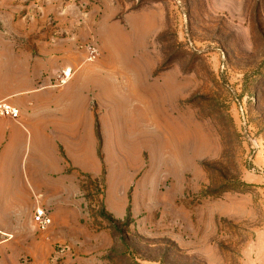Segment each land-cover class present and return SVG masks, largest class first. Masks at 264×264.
I'll use <instances>...</instances> for the list:
<instances>
[{
	"label": "rangeland",
	"instance_id": "374dc122",
	"mask_svg": "<svg viewBox=\"0 0 264 264\" xmlns=\"http://www.w3.org/2000/svg\"><path fill=\"white\" fill-rule=\"evenodd\" d=\"M11 52L99 172L64 161V199L46 161L52 223L0 264H264V0H0Z\"/></svg>",
	"mask_w": 264,
	"mask_h": 264
},
{
	"label": "crops",
	"instance_id": "0c3cea01",
	"mask_svg": "<svg viewBox=\"0 0 264 264\" xmlns=\"http://www.w3.org/2000/svg\"><path fill=\"white\" fill-rule=\"evenodd\" d=\"M11 53V57L0 58V101L17 107L20 118L0 121V255L10 250L9 255L16 258L22 253L15 249V233L23 230L26 217L34 223L36 209L40 206L35 203L46 198V161L61 163L56 177L61 178L62 188L58 192L64 199L69 196L63 193L64 161H72L80 170L94 175L98 174L99 166L97 156L93 161L88 144L77 141L78 129H89L90 140L96 144L93 115L88 112L90 121L78 123L75 119L64 129L59 118L61 113L57 112L60 93L46 89L43 69L35 68L27 57ZM92 163L96 167H92ZM46 204L48 208L61 205L52 201ZM36 237L39 245L38 234ZM36 253L43 254L40 250Z\"/></svg>",
	"mask_w": 264,
	"mask_h": 264
},
{
	"label": "built area",
	"instance_id": "2783aa9c",
	"mask_svg": "<svg viewBox=\"0 0 264 264\" xmlns=\"http://www.w3.org/2000/svg\"><path fill=\"white\" fill-rule=\"evenodd\" d=\"M73 75L72 69L68 68L64 71V78L62 83L67 82ZM20 118V110L14 105L7 101H0V121L3 119H14ZM34 220L41 227H48L52 223L51 217L42 209H37L35 212Z\"/></svg>",
	"mask_w": 264,
	"mask_h": 264
}]
</instances>
